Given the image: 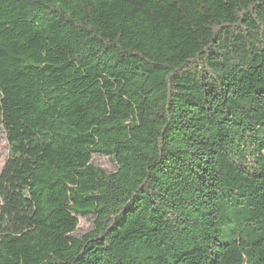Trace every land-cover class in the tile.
I'll list each match as a JSON object with an SVG mask.
<instances>
[{"label":"trees","instance_id":"16d2710c","mask_svg":"<svg viewBox=\"0 0 264 264\" xmlns=\"http://www.w3.org/2000/svg\"><path fill=\"white\" fill-rule=\"evenodd\" d=\"M0 132V264H264V0H0Z\"/></svg>","mask_w":264,"mask_h":264},{"label":"rangeland","instance_id":"374dc122","mask_svg":"<svg viewBox=\"0 0 264 264\" xmlns=\"http://www.w3.org/2000/svg\"><path fill=\"white\" fill-rule=\"evenodd\" d=\"M8 153H9V145L5 133L0 132V172L8 158ZM91 162L93 165L100 167L107 173L113 172L116 169L114 162L110 158L105 156L94 155ZM92 227H93V217L91 216L79 217L78 226L74 233V236L79 238L82 235L86 234L88 231H90Z\"/></svg>","mask_w":264,"mask_h":264}]
</instances>
